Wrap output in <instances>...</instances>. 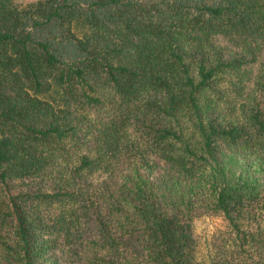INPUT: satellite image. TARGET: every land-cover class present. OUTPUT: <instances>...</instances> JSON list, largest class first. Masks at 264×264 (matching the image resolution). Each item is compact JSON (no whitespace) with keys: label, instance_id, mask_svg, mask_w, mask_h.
I'll return each mask as SVG.
<instances>
[{"label":"trees","instance_id":"16d2710c","mask_svg":"<svg viewBox=\"0 0 264 264\" xmlns=\"http://www.w3.org/2000/svg\"><path fill=\"white\" fill-rule=\"evenodd\" d=\"M0 264H264V0H0Z\"/></svg>","mask_w":264,"mask_h":264},{"label":"rangeland","instance_id":"374dc122","mask_svg":"<svg viewBox=\"0 0 264 264\" xmlns=\"http://www.w3.org/2000/svg\"><path fill=\"white\" fill-rule=\"evenodd\" d=\"M17 4L23 5L34 0H14ZM72 29L79 35L87 30V27L82 23L74 22ZM40 97L49 100L53 104L59 102L58 94L55 90H50L47 93L39 94ZM224 226V221L220 216L206 215L196 220V229L203 236L211 238L214 231Z\"/></svg>","mask_w":264,"mask_h":264}]
</instances>
